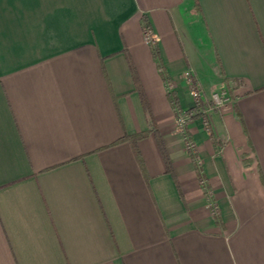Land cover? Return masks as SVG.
<instances>
[{"label": "crops", "instance_id": "1", "mask_svg": "<svg viewBox=\"0 0 264 264\" xmlns=\"http://www.w3.org/2000/svg\"><path fill=\"white\" fill-rule=\"evenodd\" d=\"M0 264H264V0H0Z\"/></svg>", "mask_w": 264, "mask_h": 264}, {"label": "built area", "instance_id": "2", "mask_svg": "<svg viewBox=\"0 0 264 264\" xmlns=\"http://www.w3.org/2000/svg\"><path fill=\"white\" fill-rule=\"evenodd\" d=\"M142 37L146 44L150 47L156 43V37L149 25L142 26ZM185 76L189 84V93L194 101V106H199L201 114L199 115L203 121L204 125H208V111L215 107L224 105L227 101L231 100L230 88L231 82L226 83L225 81L215 87L211 92V97L208 100H204L200 94L198 87L195 84L193 77L190 74V71H185ZM169 82V81H168ZM167 88H172V84L167 83ZM193 111H189L179 107L178 105L174 106V119H175V128L180 132L185 141V148L190 151L194 160L199 165L201 163L200 157L195 152L194 142L190 138L187 125L194 118ZM207 205L212 211V213L217 214V205L211 193L207 192Z\"/></svg>", "mask_w": 264, "mask_h": 264}, {"label": "trees", "instance_id": "3", "mask_svg": "<svg viewBox=\"0 0 264 264\" xmlns=\"http://www.w3.org/2000/svg\"><path fill=\"white\" fill-rule=\"evenodd\" d=\"M140 22H141L142 26L149 25V22L147 21V18L145 17V15L141 16ZM152 53H153L154 57H156V58L158 57V48H157L156 44L153 45ZM130 67H131L132 73H134V79H135V82H136V88L138 90V93H139V95L141 97V100H142V104H143L144 109L146 111V118H147V121H148L149 129L141 131V132H138V133H134V134L125 133L120 138V140L127 139V140L130 141V143L133 146H136L137 140H139L140 138L144 137L149 132H153L156 144L158 146L159 152L161 154V157H162L164 165H165V171L169 172L172 175H174V171H173V168H172V165H171L170 158H169L168 153L166 151V148H165V146L163 144L162 137H161V135H160V133H159L157 127H156L155 120H154L152 112H151V110L149 108V105H148V102L146 100V97L144 95V91H143L138 79L135 77V70H134V68H133V66L131 64H130ZM231 80H232V83H233V86H231V87L237 86L241 82V80L237 79V78H234V79H231ZM224 81L226 83H228L230 80L226 78V79H224ZM230 90H231V88H230ZM170 93L171 92L168 91L167 94L169 95ZM172 96L175 99L174 100V104L176 105L177 104V99H176L174 93H173ZM186 110L193 111V116H199L201 114L199 106H191L189 108H186ZM197 169L199 170V167H197Z\"/></svg>", "mask_w": 264, "mask_h": 264}]
</instances>
